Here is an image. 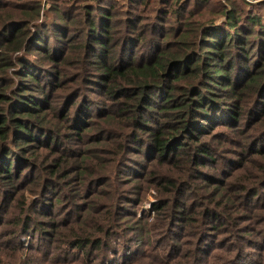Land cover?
Wrapping results in <instances>:
<instances>
[{"label":"rangeland","instance_id":"obj_1","mask_svg":"<svg viewBox=\"0 0 264 264\" xmlns=\"http://www.w3.org/2000/svg\"><path fill=\"white\" fill-rule=\"evenodd\" d=\"M140 1L0 0V43L11 38L5 39L4 30L27 21L26 13L37 14L29 22L30 40L55 17L64 14L67 19L60 36L50 41L46 35L57 52L50 63L55 66L50 73L47 62H40L43 71L38 75L59 91L50 101L42 98L39 119L14 113L17 95L35 93L20 90L26 84L21 64L29 56L25 51L9 55L13 67L7 74L14 100L0 103V127L6 134L0 150L26 145L17 143L20 122H29L35 131L41 124L39 130L54 143L43 147L34 143L38 149L26 158L37 163L15 171L10 184L0 180V264H79L86 251L90 264H107V260L122 264L123 254L129 252L140 253L128 264H142V258L146 264H165L177 256L178 247L190 251L175 259L179 264H264V182L258 170L264 168V147L253 146L263 137L264 123L261 118L257 123L259 115L252 116L260 104L256 93L240 89L237 95H227L222 101L232 103V108H224L233 109L227 111L234 119L210 123L208 132H192L190 139L184 135L186 151L176 159H164L136 126L137 117L123 113L128 98L111 94L118 93V84L109 83V92L102 89L103 76L89 61L96 49L89 42L87 26L100 14L108 16L107 25L120 38L135 40L136 62L170 61L181 54L194 60L207 28L227 29L232 18L240 27L249 26L256 16L264 21V0H149L148 6ZM141 36L145 40L140 42ZM151 50L153 55L148 56ZM194 81L177 84L186 88ZM89 82L86 91L68 97ZM169 82L168 71L155 85L165 93ZM153 98L162 103L158 96ZM154 114L162 125L175 120ZM172 132L179 137V132ZM197 146L212 150L213 161L195 162ZM255 151L261 156L252 157ZM162 204L166 207L158 210ZM101 214L111 221L101 223ZM140 226L155 228L152 237H144L148 247L128 241L135 240ZM78 230L92 241L94 235L102 238L103 230L109 239L97 250L70 248L67 242L74 243L71 235ZM158 252L168 257L158 258Z\"/></svg>","mask_w":264,"mask_h":264},{"label":"trees","instance_id":"obj_2","mask_svg":"<svg viewBox=\"0 0 264 264\" xmlns=\"http://www.w3.org/2000/svg\"><path fill=\"white\" fill-rule=\"evenodd\" d=\"M94 1L98 3L104 2V0ZM141 1V5L145 4V6H148L149 0ZM99 11L105 13L104 9ZM25 15L27 21L21 20L15 27L3 31L6 32L4 35L5 39L11 38L0 43L2 49L0 51L2 54L0 57V75L6 72L5 76L0 78V91L3 93L0 96V103L11 104L14 100L9 86V74H7L8 69L13 67L12 59L9 55L25 51L30 59H26V63L21 64L23 65L22 69H24L22 76L25 78L26 84H23L20 90H22V93L30 90L35 93V96L17 95L19 99L13 109L14 113H22L25 117L39 119L40 112L37 107L43 106L42 98L47 96V101H50L49 97L59 91L55 84L38 75L39 71H43L42 68L39 69L38 67L40 62H47L50 73H53L51 69L55 66L54 63L50 66V63L55 58L54 53L57 52L54 46L46 41V35L50 41L56 36H60L62 34L61 27L67 19L64 14L59 15L60 18L55 17L44 29L38 30L37 35L30 40L31 29L29 22L33 23V15L37 14L32 11V13H26ZM108 21V16L100 14L97 19L87 24L89 42L93 43L96 49L94 53L89 55L90 64L93 69H97L103 76L102 79L105 82L101 83V85H104L102 89H107L109 92L111 87L109 83L118 84L115 85L118 93L114 91L111 94L114 96L118 94V98H128L129 104L123 107V113H129L137 117L133 120L137 121L136 126L141 128L149 137L148 140L153 145L154 151L158 152L162 158L170 157L176 159L177 154L186 151V144L183 142L184 135H187L190 139V133L192 136V132L200 135L202 132L203 134L205 131L208 132L211 127L210 123L218 124L227 119L233 120L234 114L227 111L233 109L224 108L227 105L232 108V103L224 104L222 99L226 98L227 95H231L232 92L237 95L240 89H251L256 93L260 104L252 113V116L256 118L259 115L257 123L259 118L264 123L263 18L260 19L257 16L251 18L249 26L246 27H240L238 22H236V18H232L230 19L231 22L225 26L227 29L207 28V32L201 34L203 36V45L199 46V51L194 60L188 54H181L171 58L170 61L163 59H160L163 61H158L156 59L155 61L143 62L135 61V50L138 47V45L133 46L135 40L131 37H127L128 40L126 41L120 38L118 31L111 24L107 25ZM132 27L135 26L132 24ZM44 31L46 32L44 33ZM116 33L117 35H115ZM139 40L141 42L145 38L141 36ZM32 50L37 51L38 55L32 57ZM153 52V50L148 51V56L153 55ZM168 71L170 86L169 90L163 93L155 85V82L163 80ZM87 75H90L89 69H87ZM192 80H195L192 85L196 83V86L191 85L186 88L183 85L178 86L179 83ZM91 83L89 82L80 92H73L68 97L75 93L86 91L87 86ZM125 84L138 86H126ZM124 88L126 89L124 90ZM63 95L66 96V94ZM154 96H158L162 103L156 102L153 98ZM90 108L91 105L86 108L85 113ZM155 109H158L159 112H156ZM154 113L165 117H173L175 120L169 124L162 125L160 122H156ZM7 120L8 117L1 119V123L5 125ZM153 123L156 124L155 127L151 126ZM40 126L41 124L36 126L37 131H35L29 122L16 124L17 143L24 142L26 145L13 144L6 150H0V180L10 184L12 182L9 180L12 179L15 171L19 172L22 168H28L29 164L35 165L34 163H37L26 158L38 149L33 147L34 143L41 147L43 145L51 146L54 143V140L46 137L43 131L39 130ZM3 129L4 127H0V139L6 138V136H3L6 134H2ZM172 131L179 132V137H176ZM134 141H138L137 137H135ZM253 146L264 147V134ZM197 150L198 152L195 155L197 160L195 162L198 160H203L205 163L213 161L212 150L200 146H197ZM116 151L119 155V150L117 149ZM138 151L139 153H145L144 149H138ZM255 155L261 156L260 152L257 151L253 152L252 157ZM60 167L61 164H57L56 169L59 170ZM258 170L263 173L262 180L264 182V168H258ZM164 207H166L165 204L158 205L157 209L163 210ZM99 221L106 224L111 221V217L101 214ZM153 231H155L153 226H149L146 229L140 226L137 231L138 235L134 238L135 240L128 241L132 244L137 243V245L142 247H148L144 237H152ZM100 232L102 238L94 235V240L92 241L88 235L83 234V231L78 230L71 235L74 243L67 242V245L70 248L81 249L82 251H85L88 247L95 250L103 248V242L107 241L109 236L103 230ZM19 248V246H16L14 250L17 251ZM129 249L130 247H126L125 250ZM139 253L129 252L123 254L121 263H130L135 258V255H139ZM163 253L158 252V258L163 256ZM176 253L177 256L169 262H165V264H179V261L175 259H178L182 253L190 254V251L184 247H178ZM88 254L89 252L86 251L84 259L79 264L91 263L87 258ZM117 254H120V252ZM164 255L161 259L168 257L167 254ZM210 255L211 253L207 257H210ZM111 261L107 260V264H116ZM141 262L146 264L143 258Z\"/></svg>","mask_w":264,"mask_h":264}]
</instances>
